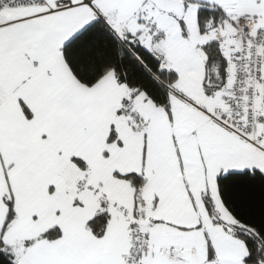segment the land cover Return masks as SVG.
I'll use <instances>...</instances> for the list:
<instances>
[{"label":"snow or ice","instance_id":"obj_1","mask_svg":"<svg viewBox=\"0 0 264 264\" xmlns=\"http://www.w3.org/2000/svg\"><path fill=\"white\" fill-rule=\"evenodd\" d=\"M0 264H264V0H0Z\"/></svg>","mask_w":264,"mask_h":264}]
</instances>
